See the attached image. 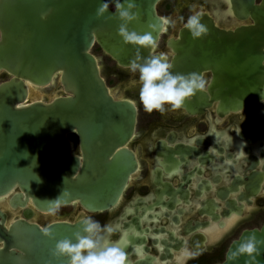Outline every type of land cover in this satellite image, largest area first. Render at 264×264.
Instances as JSON below:
<instances>
[{
	"label": "water",
	"instance_id": "95a60500",
	"mask_svg": "<svg viewBox=\"0 0 264 264\" xmlns=\"http://www.w3.org/2000/svg\"><path fill=\"white\" fill-rule=\"evenodd\" d=\"M134 2L139 19L129 30L150 32L157 41L163 28L159 0ZM230 2L237 18L249 13L254 24L225 31L203 13L208 35L193 39L182 27L180 39L167 40L176 52L170 61L174 73L212 71L210 97L198 92L185 103L188 113L202 112L219 98L216 112L222 116L264 98V0L259 5H252L253 0ZM103 3H108V11L97 17ZM115 4L0 0V71L9 75L0 82V196L14 192L11 206H25L30 198L43 211L75 201L88 210L107 209L119 200L135 171V155L125 143L134 131L136 108L111 94L92 48L97 46L120 67L161 54L153 48L137 53L135 46L123 42L117 34L121 21L113 15ZM54 82L47 100L33 91ZM73 131L79 136L81 157L71 152L67 135ZM0 217V264H67L51 250L65 237L75 242L81 220L41 229L18 219L6 231L5 214L0 212ZM245 262L241 256L228 264ZM257 264H264L261 254Z\"/></svg>",
	"mask_w": 264,
	"mask_h": 264
},
{
	"label": "flooded vegetation",
	"instance_id": "af4514ba",
	"mask_svg": "<svg viewBox=\"0 0 264 264\" xmlns=\"http://www.w3.org/2000/svg\"><path fill=\"white\" fill-rule=\"evenodd\" d=\"M195 11L206 13L213 26L225 31L254 24L249 13L237 18L230 0H159L163 28L153 52L170 63L176 52L167 40L180 39L179 30ZM166 21H175V27ZM200 75L211 81V68ZM7 78L0 71V82ZM106 83L115 99L136 108L125 147L134 153L137 167L119 200L107 209L88 210L75 201L43 211L30 198L25 206H11L12 192L0 196L6 231L18 219L44 229L90 216L114 227L112 241L126 245L127 264H228L230 252L247 233L264 239V98L222 116L216 112L219 98L199 113L183 107L148 114L140 101L139 73L131 66L115 63ZM67 137L72 154L81 157L77 131Z\"/></svg>",
	"mask_w": 264,
	"mask_h": 264
},
{
	"label": "clouds",
	"instance_id": "9594fccd",
	"mask_svg": "<svg viewBox=\"0 0 264 264\" xmlns=\"http://www.w3.org/2000/svg\"><path fill=\"white\" fill-rule=\"evenodd\" d=\"M108 8V3L101 4L97 10V17L103 16ZM136 8L134 0H125L124 3L116 0L113 15L121 21L117 34L124 43L135 46L139 53L141 48H155L157 41L150 32L140 34L129 30L128 25L139 19V13L134 11ZM203 15L202 12L195 11L183 25L193 39L203 38L209 33L207 25L202 23ZM166 23L175 27V21H166ZM130 66L132 72L139 73L140 101L148 114L155 111L163 115L169 110H180L198 92L206 91L211 86V81L196 72L174 73L173 64L163 55L150 56L142 63L133 60ZM79 226L73 234L75 242L67 237L57 241L55 248L51 250L53 257L65 258L67 264H127L126 245L121 246L119 241H112L115 229L111 224L101 225L99 221L86 216L80 221ZM44 231L51 237L48 229ZM262 247H264V239H258L252 234L230 252L228 260L235 261L244 256L245 264H257V257L260 256Z\"/></svg>",
	"mask_w": 264,
	"mask_h": 264
},
{
	"label": "rangeland",
	"instance_id": "374dc122",
	"mask_svg": "<svg viewBox=\"0 0 264 264\" xmlns=\"http://www.w3.org/2000/svg\"><path fill=\"white\" fill-rule=\"evenodd\" d=\"M169 18H173V15L170 14ZM93 54L97 57L98 63L100 66L101 74L105 78L106 81L109 80L110 78V73L112 72L113 68L115 67V62L105 55L97 46H94L92 48ZM56 86V82L52 83L51 85L43 88H37V90L33 91H38V95L44 99L47 100L49 96V92ZM56 93V91H55Z\"/></svg>",
	"mask_w": 264,
	"mask_h": 264
}]
</instances>
